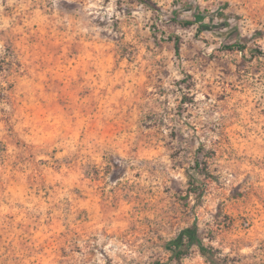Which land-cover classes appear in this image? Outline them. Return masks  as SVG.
<instances>
[{
    "label": "rangeland",
    "instance_id": "374dc122",
    "mask_svg": "<svg viewBox=\"0 0 264 264\" xmlns=\"http://www.w3.org/2000/svg\"><path fill=\"white\" fill-rule=\"evenodd\" d=\"M148 2L0 0V264H264V0Z\"/></svg>",
    "mask_w": 264,
    "mask_h": 264
},
{
    "label": "trees",
    "instance_id": "16d2710c",
    "mask_svg": "<svg viewBox=\"0 0 264 264\" xmlns=\"http://www.w3.org/2000/svg\"><path fill=\"white\" fill-rule=\"evenodd\" d=\"M139 2L149 3L148 0H137ZM232 46H236L233 44ZM229 46V47H232ZM178 48V44L176 43V49ZM199 162H196V168L198 167ZM189 181L192 184L195 181V175H189ZM197 243L201 251H204L201 244L197 239V226L193 224L190 227H186L179 232V234L171 241L167 243L170 250L172 251V257L175 259H179L182 255L186 254L189 250V246Z\"/></svg>",
    "mask_w": 264,
    "mask_h": 264
}]
</instances>
